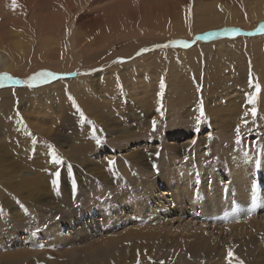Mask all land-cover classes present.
Instances as JSON below:
<instances>
[{
	"label": "rangeland",
	"instance_id": "1",
	"mask_svg": "<svg viewBox=\"0 0 264 264\" xmlns=\"http://www.w3.org/2000/svg\"><path fill=\"white\" fill-rule=\"evenodd\" d=\"M231 1L233 0H16L17 6L13 7L12 0H0V33L10 30L12 39L25 37V40L32 42L29 49H25L24 55H27L22 61H18L22 69L18 65L10 74L0 69V74L6 73L12 77L0 83V264H228L227 253L208 258L207 250L170 246L163 242L164 238L160 241L161 237L157 240L150 239L151 241L146 238L137 241L127 237L115 239L114 242H111V237L121 235L131 225L121 218L128 216L136 193L141 196L145 193L146 197L158 193L156 196H161V200L164 197L163 201L171 193V187L167 185L161 187L159 184L158 191H151L148 187V181H155L162 173L167 156L174 157L176 164L183 165L190 160L195 144L202 149L201 160L204 161L209 150L214 151L215 143L224 140L235 144V152L245 153L248 148L256 146L264 150L262 103L259 101L255 106V119H244L247 124L242 123L243 119L233 113V110L245 113L254 107L248 103V99L253 95L251 87L254 85L253 78L256 77L254 73L259 70L255 65L258 64L264 70V32L259 31L260 25L264 24V0H241L240 5L237 4L240 0L233 1L235 4ZM234 6H237V12ZM247 6H252L255 12L249 11ZM258 10L262 12L259 13L260 17ZM235 13L236 16L240 13L238 20L233 17ZM9 19L21 21L23 27L7 25ZM69 21H72L74 27L71 37L72 44L75 45L73 53L77 55L68 59L62 55L72 46L68 42L71 39L66 37ZM202 29L205 31H201ZM208 35H216L220 39L210 42L205 40ZM47 37L56 40L47 41L49 44L43 45V39ZM190 37H196L197 40ZM147 38L154 41L149 42ZM181 42L186 46H182ZM43 47L51 53L46 55ZM40 48L44 51L41 52ZM133 50L134 53L130 54ZM102 51L105 52L102 59L86 63L94 60V54H87L100 52L99 55ZM154 51L159 53L153 54ZM149 54L154 56L151 58ZM118 55L128 57L118 58ZM109 56L110 60L104 61ZM61 62L70 68L75 67L63 79L49 77L44 82L34 81L32 86L28 83H16L17 80L27 81L41 71L56 72L54 68L60 66ZM96 62L101 63L96 67ZM84 77H89L87 82L94 86L83 87L78 82L75 83ZM161 83L164 85L162 96ZM46 86L52 91H46ZM41 87H44L47 96L38 90ZM13 89L15 93H24L22 96L16 95L20 104L12 116L15 114L24 123L15 130L6 116V111L14 108L9 95ZM36 89L39 92L37 98H25L26 93ZM114 95L118 96L120 102L118 108ZM177 97L182 102L186 99L184 104L189 106L188 109L195 107L194 110L199 111L200 107L203 108L204 116L201 120L206 123L200 122L197 126L198 134H192L189 138L165 137L164 128L170 118L162 114L179 107ZM90 98H96L99 109L106 106L108 116L111 111L118 116L128 104L130 112L125 114V120L128 127H132L131 130L135 127V131H123L118 127L106 130L100 124L97 126L91 116L95 114L83 106L86 104L83 102ZM75 108L77 110H72ZM65 110L76 111L79 117L70 120L71 128L65 129L61 135L59 126L66 119L63 116L71 114L65 113ZM193 117L187 119L185 116L180 122L192 126V123H196V117ZM153 121L156 122V129H159V135L164 132L162 136H155L156 138L140 145H136V140L127 139L123 142V151L111 146L118 142L110 139L122 137L125 132L135 135L146 125L152 126ZM122 122L124 123V119H121L120 123ZM91 125L96 128L95 135L90 130ZM237 125L240 126L239 138ZM53 134L60 136V145L51 140ZM204 135L206 138L202 137ZM97 137L101 141L99 144L96 142ZM29 141L33 143L31 151L26 143ZM184 142L189 144L185 146ZM170 143L179 147H172ZM80 145L83 149L73 152L74 147ZM182 148H186L185 152ZM51 151L62 158L59 165L51 162ZM44 153L47 157H44ZM109 161H114V164ZM204 167L207 172L205 182L208 185L213 181L214 186L222 189L221 191H236L238 186L235 181H231L227 172L222 171V165L218 168L217 164L209 167L205 164L201 169ZM56 172L60 173L58 185L53 183ZM216 172L220 177H213ZM258 174L257 171L249 177L260 180L262 176ZM128 179H132L133 183ZM192 187L196 188V185ZM258 190L259 196L263 198L264 183L258 186ZM114 195L131 197L125 198L124 204L118 200L121 205L116 204L114 208L119 211V216L112 220L113 224L108 225L101 220L99 212L104 207L103 202L113 199ZM95 198L102 202L95 204ZM244 198L233 193L230 199L233 200V205H230L236 210L237 206L244 204ZM110 202L113 203V200ZM252 210L249 209L250 215L246 212V218H241L244 224L249 221L248 218L264 221V208ZM242 212L244 210L240 209V215ZM190 219V214L180 216L173 220L174 225L170 227L173 230L188 225L196 228L205 223L200 221L201 218H194L195 222L189 223ZM237 221H240L239 218ZM227 223L233 221L228 220ZM141 226L151 227L149 231L153 233L154 230L157 231L153 224ZM210 229L207 231L211 232ZM260 239L262 240L253 244L251 242L250 252L242 248L239 253L235 252L233 264H238L235 258H239L243 264H264V238Z\"/></svg>",
	"mask_w": 264,
	"mask_h": 264
},
{
	"label": "bare ground",
	"instance_id": "2",
	"mask_svg": "<svg viewBox=\"0 0 264 264\" xmlns=\"http://www.w3.org/2000/svg\"><path fill=\"white\" fill-rule=\"evenodd\" d=\"M18 1H21V0H18ZM233 1H235V2L238 1L239 2V0H237V1L233 0ZM233 1H231V2L235 4V2H233ZM250 2H252V1H250ZM240 3H241V0L237 4L240 5ZM237 6H234V7H236L235 8L236 12H237ZM248 7H249V9H248L249 11H252V10L254 11V9L251 8L252 6L251 7L247 6V8ZM238 10H239V8H238ZM248 10H246V11H248ZM127 11H128V9H127ZM262 12H264V11H262ZM262 12H260L258 10V17L261 16V15H259V13H262ZM246 13H248V12H246ZM250 14L253 15V12H251ZM230 15L231 14L229 13L228 16H230ZM239 15H240V13H237V16H236V13H235V15L233 16L234 19H237L239 17ZM234 19H233V21H234ZM261 19H262V17H261ZM263 19H264V16H263ZM14 21L10 20L9 24H7V25H10V26H14L15 25V26L20 27V28L23 27L21 25V21H18V20L15 21V22ZM212 23H214V22H212ZM178 25H180V24H178ZM66 27L68 28V30H67L68 36H66V37H67V39H71V42L70 41H68V42L72 46H70V50L71 51L68 50V51L63 52L62 56L69 59V58H72L74 55H77L76 53H73V51L75 50V49H73L75 47V45L72 44V42H73L72 39L73 38L71 37V32H72V29L74 28L73 24H72V21L71 22L69 21V23H67ZM30 28H32V27H30ZM51 30H53V29H51ZM198 30H199V28H198ZM7 31L8 32H6V33H0V69H3L4 71L9 72L8 74H10L12 71L15 70L13 68L18 66V65H19L18 67L20 69H22V67H21L22 65L19 64L18 61H20V60L22 61L24 59L25 55H27V53L24 55L25 49H29L28 47L32 44V42H29V40H25L24 39L25 37L23 39H12V35H10L11 31L10 30H7ZM201 31H205V30L202 29ZM51 33H54V32H51ZM32 35H34V34H32ZM46 36H47V34H46ZM54 36H55V34H54ZM205 37H206L205 40L208 39V41H210V42H214V40H219L220 39L219 36H216V35H214L213 37L209 36V35H208V37L207 36H205ZM30 38H31V36H30ZM194 38H195V40H197L196 37H194ZM194 38L192 37L191 39H194ZM197 38H198V36H197ZM54 39L56 40V38H54ZM54 39H53V37L50 38V39H49V37H47L46 39H43L44 40L43 45L44 44L47 45V43H48L47 41H54ZM147 41H149V42L152 41L153 42L154 40L151 39V38H147ZM221 41H222V38H221ZM55 43H58V41L55 42ZM175 43L178 44L180 42H175ZM184 44L185 43H182L181 45L183 46ZM142 45H144V44H142ZM37 47H38V44H37ZM45 47H43L44 50H45ZM46 48H48V47H46ZM44 50H42L41 52H43ZM134 51L135 50H133L130 54H133ZM44 52L46 53V55H47V53H51V52H48L47 49ZM154 52L155 53H153V54H158L159 53V51H154ZM176 52H177V50H176ZM45 53H44V55H45ZM98 53H100V52H98ZM98 53L95 54V52L94 53L91 52V53L87 54V56H91V55L94 54V60H90L91 62H86V63L87 64L88 63L91 64L94 61H97L96 59H99V58L102 59L105 56V52H103V51L99 55H98ZM153 54L152 55L149 54L151 56V58H152V56H154ZM81 55H83V53L80 54V56ZM120 57L121 58L122 57H126L127 58L128 56H119L118 55V58H120ZM257 57H258V55H257ZM115 58H114V60H115ZM106 60L107 61L110 60V56L108 58L104 59V61H106ZM60 61H62V60H60ZM99 63H101V62H99ZM99 63L94 64V65L97 67L99 65ZM119 66H121V65H119ZM119 66H117V67L119 68ZM27 67H29V66H27ZM93 67H92V69H93ZM255 67L256 68L258 67L259 70L255 71L254 74L256 75V77L253 78V81H252L253 83L252 84L255 85V84L258 83L260 85V92H259V94H257L254 85L253 86L251 85L252 87L250 86L252 91H253V92H251V91L250 92L253 95L257 94V101H256V104L253 105V106L255 107L258 104V102L260 101L262 103L260 105V107L262 106L264 108V70H263V67H260L258 64H256ZM74 68L75 67H71L70 68V66H67L66 63H62L61 62L60 66H58L57 68H54L56 70V72H53V71H51V72H53L55 74L54 77H56L58 79H63L68 74H70ZM94 74H96V73H94ZM92 76H90V77H92ZM94 76H97V75H94ZM120 78H122V77H120ZM87 79L89 80V77L88 78L84 77L83 79L80 80L82 82L75 81V83L78 82V84H80V86H83V87H85L86 85H88V87L94 86L93 84H89L87 82ZM93 79H95V78H93ZM66 84H68V83H66ZM117 86H119V85H117ZM230 86H232V85H230ZM238 86H240V85H238ZM241 86H243V85H241ZM245 87H247V86H245ZM43 89H44V87H41V89L38 88V90L40 92H43L42 94L44 96H47V92L46 91H49V90L52 91L48 87L46 88V91H44ZM17 94H20L21 96L24 95L23 92L15 93V89L10 90L9 95H11L10 99L14 102V108L6 111V116L8 117V119H10V121H8V122L10 124H12L14 130L18 129L19 127H21L23 125V123H24V121L22 122L20 119H18L15 116V114H14V116H12L13 113H15V108L20 104L19 99L16 97ZM38 94H39V92H37V89L36 90H32L29 93L25 94V98L29 99V100H33V98H37ZM51 96H53V95H51ZM114 96L112 97L113 99H114ZM117 97L118 96H115L116 108H118V103H120V102H118L119 99ZM177 99L179 100L178 101L179 107H177L176 109H170V110H168V111H166V112H164L162 114V115H167V118H170L167 121V125L164 128V131H166L165 137H172L173 139H184V138H181V136H186V137L189 138L192 134H195V135L198 134L197 124L195 122L192 123V126H190V125L183 124V123L181 124L180 121L183 120V118L185 116L187 117V119H190L194 115H199L198 112L200 111V109H199V111L197 109L194 110L195 107H192V109H188L189 106L188 105L186 106L184 104V102H186V99H184L183 102L181 101L180 98L177 97ZM190 100H191V98H190ZM192 101H193V99H192ZM218 101L221 102V100H218ZM132 102H134V101H132ZM233 102H234V100H233ZM83 103H86L85 105H83L84 107H88L90 112L92 114H95V115H91V116H92V118L95 119L94 121H95L97 126H99V124H100L101 128H104L106 130H108L109 128H112V127H118L120 129H122L123 131H126L127 129L129 131H135L134 130L135 127H134L133 130H131L132 127H128L129 124H127V121L125 120L126 119L125 114L127 113L128 110H130L129 107L127 106L128 104L125 105V107L122 109L123 111L120 114H118V116H115L114 111H111L109 113V116H108L106 114V111H105L106 106L103 105V107L101 109H99V107H98L99 103L96 101V98H90V99H88L87 101H85ZM175 103H176V101H175ZM198 105H200V104H198ZM201 105H202V103H201ZM231 105H233V104H231ZM213 107L215 108V106H213ZM165 109H166V107H165ZM72 110H77V108L72 109ZM81 110H82V108H81ZM209 110L210 109L208 108L207 111H209ZM240 111H242V110H235V112L233 110V113L236 116H239L243 120L244 119H249L250 117L252 118V115H251L250 112H249V114L247 116H244V111H242L241 113H240ZM263 111H264V109H263ZM67 112H70L71 114H67V115L63 116V118H66V119L65 120L63 119V121L61 122V124L59 126V134H61V135H62L61 132L65 131V129L71 128L70 127V120L77 119L79 117V115L76 113V111L73 112L71 110H65V113H67ZM129 112L130 111H128V114H129ZM229 112H231V110ZM3 114H5V113H3ZM151 114H153V113H151ZM221 114H223V113H221ZM85 115H87V113ZM119 115H121V118H120ZM213 115H214V113H213ZM83 116H84V114H83ZM195 117L196 116H194L193 119ZM118 118H120V120L117 122ZM121 119H124V123L123 122L120 123ZM213 119H215V118H213ZM185 121H188V120H185ZM204 121L201 120V122H204ZM236 121H237V119H236ZM214 122L216 123V121H214ZM186 123H189V122H186ZM205 123H206V121H205ZM211 124H213V123H211ZM209 125H210V123H209ZM146 126L143 127V129H141L140 131L137 130L138 132L135 135H130L129 132H125L124 136H122V137L119 136V137H115V138L110 139V141H112V142H118L116 144H111V146L117 147L119 150L123 151L124 148L122 147V145H123V142H125L127 139L136 140V145H140L141 143H146L147 140H151L153 138H156L155 136H157V137L162 136L163 133H164L163 132L162 135H159V129L158 128L156 129L155 132H153L152 126H150V127H146ZM198 128H200V127H198ZM90 130L93 131V130H96V128L94 129V126L91 125ZM57 135L58 134H53L51 136V138H52L51 140L55 144H57V143L59 144L60 143V136L59 135L57 136ZM202 137L206 138V135H204ZM197 138H200V137L198 136ZM225 141L226 140L217 141L215 143L216 147L214 148V151H210L209 150V149H213V148H208V150H209L208 157L205 158L206 160H204V161L201 160V154H202L201 150L202 149L199 148V147L197 148L195 146V144L192 147V152L190 154V157H191L190 160H188L183 165L176 164L175 163L176 160L174 159V157H171V156L168 157L167 156V160L163 164L164 165V169L162 170V173L159 174L158 178L155 181H152V180L150 181L149 180L148 181V183H149L148 187L151 188V191H152V189H156V191H158L160 186L162 187V186H166L167 185V186L171 187V190H170L171 193H169V191H168L169 195L166 196L164 201H163L164 197H162V200H161L160 199L161 196L160 197L156 196V195H158V193L156 195H153L152 197H146L145 193L143 194V192H142L143 196L138 195L139 193L138 194L136 193L135 200L132 203V207H130L129 213H127L128 216H126V218H121V220L123 222H130L131 225L127 228V230L124 233H120L121 235L117 234V235H115V237H111V240H112L111 242H114L115 239H124V238H127V237H130V238L132 237L134 239H137V241L140 240V239H145V238H146V240L151 241L153 239L157 240L158 238L161 237L160 241L162 240V238H164L163 242L165 244L167 243L170 246L171 245L172 246L175 245L177 247H184L186 249H191V250H196L198 248H201L203 250H207V251H209L208 258L212 257L213 255H218V254H224V253L228 254V250L229 249H232L233 254L235 252L239 253L241 248H242V250L245 249V251H247V252L249 251L250 252L251 251V247L249 245L251 244V242L253 244L255 242H258L259 240H262L260 238H262V237L264 238V221H261V220H258V219L255 220V219H252V218H248L249 221L244 224V221H242L243 219H241V218L242 217L244 218L245 216H247V214H249L248 213L249 209H253L252 211H255L257 209L264 208V197L262 195L263 198H261L259 196V193H258V191H259L258 190V186L264 183V150H260V148L258 146H256V147L248 148V150H246L245 153L235 152L234 151L235 144L231 143V142H228V141L225 142ZM195 142H196V140L194 141V143ZM26 143H27V146H29L28 150L31 151V149H32L31 146L33 145V143H31L30 141L26 142ZM162 143H163V141H162ZM61 144H62V142H61ZM184 144H185V146H187L189 144V142L188 143L184 142ZM175 145L176 144H173V143L171 145V143H170V146H172V147H176V148L179 147V146H175ZM247 147H249V146H247ZM262 147L264 148L263 145H262ZM80 149H83L82 145L74 147L73 152L77 153ZM185 149L186 148L183 149L184 152H185ZM174 152H175V150H174ZM204 155H206V154H204ZM45 156L47 157L46 153H44V157ZM44 157L42 159H44ZM123 162L125 163L126 161H123ZM205 164L207 165V167L217 164L218 168H219L220 165H222V167H221L222 171L223 172H227V175L231 176V181H233V182L235 181V185L238 186L236 191H234V190H232V191L231 190L221 191L222 189L220 190V188H216V186H214L215 183H213V181H211L210 185H208L206 183L207 181L205 182V174L207 175L206 168L204 167V168L201 169V167L204 166ZM170 166H172V167L170 168ZM256 166L258 167L257 170L255 169ZM123 170H125V166H123ZM257 171L262 176V178L260 180L259 179L258 180L257 179L253 180L251 177H249L251 174L257 173ZM212 173H213V170H212ZM124 175H126L125 172H124ZM213 177L217 178V177H220V176L216 172V174H213ZM165 179H168L169 181H166ZM128 180H129V182L133 183L132 179H128ZM138 182H140V181H138ZM165 182H167V183H165ZM159 184H160V186H159ZM232 184H234V183H232ZM194 185H196V188L192 187ZM215 188L217 190H220L221 192L220 191L219 192L216 191ZM229 188L231 189V186ZM227 189H228V187H227ZM123 191H124V189H123ZM146 191H149V190L147 189ZM110 193H113V192L110 191ZM233 193L235 195H238L239 198L245 197L244 200H243L244 204H242L241 206L239 205L240 207L237 206L235 208L238 211L234 210L233 209L234 207L231 206V205H233V200H230V199H231V195ZM102 195L103 194H100V196H102ZM255 195L259 199H256V197H254ZM130 197L131 196L114 195L113 199H111V198L110 199H106L103 202L104 203V205H103L104 207L99 212L100 216H102L101 220H103L105 222V224H108V225L113 224L112 220H114L115 217L119 216V215H117V214H119L118 213L119 211L117 210V208H114V205H116V204L121 205V203H123L125 201V198H130ZM94 200H95V204H97L99 202H102V201H98L99 198H95ZM111 200H113V203L110 202ZM118 200H121V203ZM227 201H228V204H227ZM198 208H200V210H198ZM86 209H87V207H86ZM240 209L244 210V212H242L241 215L239 213ZM246 212H247V214H246ZM189 214L191 215V219H190L189 223L195 222V220L193 221L194 218H201L200 221L205 222V223H203L201 225H198L196 228H194V227L190 228L189 225H188L187 227L184 226L183 228H177L176 230L172 229V227L174 225V222H175V221L173 222L174 219L176 220V218H179L180 216H184V215L186 216V215H189ZM220 214H225L227 216H222ZM251 215H252V212H251ZM237 218H239L240 221H237ZM67 219H69V217ZM228 220L233 221V223H227ZM103 221H102V223H103ZM197 223H199V222H197ZM152 224L155 225L156 228H157V231L152 229V230H154V233H153V231H149V230H151V227H149V226L148 227L147 226L146 227L141 226V225H152ZM138 225H139V227H137ZM247 225H249V226H247ZM170 226H172V227H170ZM207 229H210L211 232H208ZM108 240H110V239L108 238ZM131 241H133V240H131ZM157 243H158V241H157ZM164 243H162V244H164ZM256 249H258V246H257ZM87 253H88V251H87ZM255 256L257 257L258 255L256 254Z\"/></svg>",
	"mask_w": 264,
	"mask_h": 264
},
{
	"label": "snow or ice",
	"instance_id": "3",
	"mask_svg": "<svg viewBox=\"0 0 264 264\" xmlns=\"http://www.w3.org/2000/svg\"><path fill=\"white\" fill-rule=\"evenodd\" d=\"M12 6L13 7L17 6L16 0H12ZM259 31L264 32V24L260 25ZM181 43H183V42H181ZM54 76H55V74L50 72V71H41V72H38V73L32 75L31 77H29L27 81L17 80L16 83H28L29 86H32L34 81L44 82V81H47L49 77H54ZM10 79H12V77L9 76L6 73L0 74V83H2L3 81L10 80ZM254 87L256 89V93L259 94L260 85L257 83V84L254 85ZM163 88H164V85H163V83H161V93H160L161 96L163 95ZM257 94H254V95L249 97V99H248V103L249 104H251V105H255L256 104ZM249 112L251 113L253 119H255L256 114H257L256 107H252L249 110L245 111L244 116H247L249 114ZM203 116H204V112H203V108L201 107L200 114L195 118L197 126L201 122V118ZM242 123L247 124V120H242ZM152 130H153V132L156 131V122L155 121H153ZM236 132H237V137L239 138V133H240V126L239 125H237ZM93 135H95V130H93ZM96 142H97V144H99L101 142L98 137L96 138ZM193 143H194V141H193ZM157 155H159V153H157ZM51 162L53 164H55V165H59L62 162V158L60 156H58L55 151H53L52 152V161ZM109 163L110 164H114V161H109ZM69 172H71V166H69ZM59 175H60L59 172L55 173L56 180L53 181L54 185H58V183H59ZM227 258H228V264H233L234 254L232 252V249L228 250ZM235 259L238 262V264H243V261H239V258H235Z\"/></svg>",
	"mask_w": 264,
	"mask_h": 264
}]
</instances>
